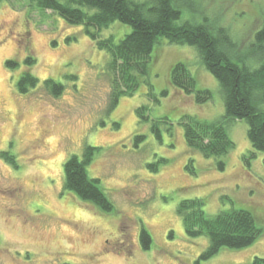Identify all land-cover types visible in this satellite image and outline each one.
Returning a JSON list of instances; mask_svg holds the SVG:
<instances>
[{"label":"rangeland","instance_id":"rangeland-1","mask_svg":"<svg viewBox=\"0 0 264 264\" xmlns=\"http://www.w3.org/2000/svg\"><path fill=\"white\" fill-rule=\"evenodd\" d=\"M179 8L178 23L225 27L240 50L253 40L264 16V0H179ZM130 31L116 21L101 37L113 35L117 41ZM27 56L35 63L27 65ZM7 59L19 66L7 67ZM108 59L81 26L28 0L0 2V152L12 155L10 161L0 155V264H193L208 238L186 235L177 206L194 197L204 200L210 216L231 208L249 210L263 230L252 244L222 247L200 264L264 258V152L248 158L246 122H226L235 145L221 158L222 170L217 158L204 157L184 138L183 115L215 121L224 114L218 82L197 50L161 38L137 90L112 108ZM178 62L187 65L197 89L210 91L208 101L197 103L172 85L171 68ZM25 70L39 84L20 93L16 82ZM46 78L63 84L59 95L42 86ZM139 105L149 106L147 121H139ZM163 117L171 125L161 124L158 139L150 126ZM137 133L145 137L135 146ZM86 145L99 147L87 170L113 202L110 212L63 189L65 160L81 155ZM161 157L166 161L158 162ZM142 227L151 236L148 249L139 239Z\"/></svg>","mask_w":264,"mask_h":264},{"label":"trees","instance_id":"trees-1","mask_svg":"<svg viewBox=\"0 0 264 264\" xmlns=\"http://www.w3.org/2000/svg\"><path fill=\"white\" fill-rule=\"evenodd\" d=\"M28 1L41 11L49 10L59 15L70 25L81 26L97 47L108 53L110 108L114 107L121 96L133 95L137 90L148 73L154 46L161 38L171 44L193 46L205 68L218 82L224 114L215 121L190 114L183 115L180 123L187 145L206 158H217V168L222 170L225 163L221 158L235 145L228 135L226 122L239 119L247 124L246 136L252 147L248 151V158H253L257 151L264 152V16L260 27L254 32L253 40L246 49L240 50L225 27L215 28L207 21L178 23L181 14L179 0ZM116 21L129 25L131 31L117 41L113 35L101 37L102 31ZM35 61L33 56H27L24 62L32 65ZM5 64L9 68L19 66L13 59H7ZM170 81L176 88L192 95L197 103H204L211 98L208 89L196 88L195 78L185 63L178 62L171 68ZM38 84L39 79L25 70L17 80L16 88L20 93H27ZM42 86L53 95H59L63 89V84L52 78L44 79ZM161 94L166 95V91ZM149 95L153 97L151 91ZM153 100L159 102L156 97ZM148 111V105L136 108L139 121L148 120ZM169 122L166 117L156 119L150 129L160 139L161 124ZM144 137L142 133L135 134V146ZM98 150L97 146L86 145L81 155L73 154L65 160L63 189L73 192L80 200L103 212H110L114 209L113 202L100 179L91 177L87 170ZM0 155H5L8 161L12 157L8 152L1 151ZM165 161L161 157L158 162ZM191 166L189 161L186 169ZM148 167L157 170L156 164H149ZM204 205L202 198L194 197L181 200L177 206L186 235L208 238V245L193 264H200L201 260L212 257L222 247H246L262 234V228L257 225L256 218L249 210L231 208L210 216L204 210ZM139 239L144 249L150 247L151 236L144 227ZM249 264H264V258L255 256Z\"/></svg>","mask_w":264,"mask_h":264}]
</instances>
